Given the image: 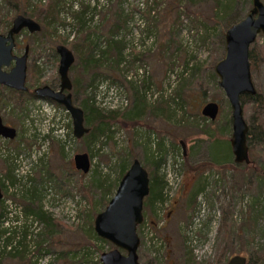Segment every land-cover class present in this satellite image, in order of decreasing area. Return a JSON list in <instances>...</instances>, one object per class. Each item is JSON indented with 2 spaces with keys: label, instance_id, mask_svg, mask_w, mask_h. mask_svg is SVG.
Returning <instances> with one entry per match:
<instances>
[{
  "label": "rangeland",
  "instance_id": "obj_1",
  "mask_svg": "<svg viewBox=\"0 0 264 264\" xmlns=\"http://www.w3.org/2000/svg\"><path fill=\"white\" fill-rule=\"evenodd\" d=\"M122 1L124 12L131 14L125 30L119 32L121 36L127 35L128 47L124 52L128 61L121 64L123 71L128 73L127 78L133 79V84L146 92L150 103L166 98L176 108V101H182L187 112L185 109L182 114L179 110L168 119L147 115L138 123L126 121V125L112 126L111 138L94 144L96 153L90 171L85 173L76 169L73 157L87 151L86 142L74 136L72 117L67 109L46 98H33L28 93L19 94L11 87L0 86V113L8 125L18 130L11 139L0 135V181L8 186L3 194L7 198V210L25 218L23 193L26 187L37 182L45 209L61 223L54 235V248L58 251L72 248L85 240L92 211H102L105 207L106 202L96 187L97 178L113 181L122 155L130 152L139 155L142 163L152 171L153 155H160L159 143H162L169 150L168 157L177 161L170 164H183L182 168L180 164L181 184L180 189L167 195V200L156 209L159 229L151 230L148 225L143 228L141 261L145 264H216L224 254L231 257L241 253L249 257L252 251L261 252L264 248V194H259L253 168L234 160L230 140L232 107L215 73L218 60L226 53L228 26L248 13L252 1L155 0L150 4H155L152 15L158 23L157 28L153 16L147 20L143 15L142 8L147 0ZM92 2L98 6L93 23L102 21L106 16L104 12L111 8L110 11H114L117 6L116 0ZM0 5L5 7L4 11L12 9L13 12L6 3ZM106 21L102 23L103 31L110 25ZM6 30L0 29V32ZM67 31L62 27L58 34ZM30 33L28 30L20 33L16 53L21 54L26 44L31 46L36 40L37 46L30 49L28 58L29 66L37 60L30 86L51 83L59 74V55L55 59L50 47L55 48L62 42L56 35L49 39ZM73 37L64 42L70 48ZM256 39L251 47L259 53V48H264V33ZM186 59L188 65H184ZM257 61L252 68L253 78L264 95V57ZM103 78L96 90L97 102L107 108H130L134 102L130 84L121 76L118 80L109 76ZM182 82L187 88L181 95L176 89ZM59 84L58 76L56 87ZM209 100L218 101L221 107L215 120L202 114V106ZM242 105L255 141L250 149L251 157L260 166L264 162V110L245 94ZM180 152L186 156L184 159L178 154ZM6 160L14 168L13 180L18 179L15 183L6 175ZM169 162L160 170L164 175L170 167ZM46 165L57 179H45L47 174L43 168ZM83 173L85 177H81ZM42 176L44 180H40ZM183 188L185 196L165 221L173 196ZM194 193H197L196 199L191 201ZM147 210L148 217H153L152 210ZM225 213L230 219L228 227L221 221ZM37 226L43 227L42 222L34 221L32 229ZM1 256L0 264H27L18 258ZM50 259L40 255L33 257L35 263L41 264ZM249 264L263 263L252 260Z\"/></svg>",
  "mask_w": 264,
  "mask_h": 264
},
{
  "label": "trees",
  "instance_id": "obj_2",
  "mask_svg": "<svg viewBox=\"0 0 264 264\" xmlns=\"http://www.w3.org/2000/svg\"><path fill=\"white\" fill-rule=\"evenodd\" d=\"M116 1L117 6L114 11H110L112 8L106 12L103 11L106 14L105 18H103L102 21L93 23L98 6L96 2L94 3L92 0H38L37 2H33V0H0V3H6L7 6L13 8V12H11L12 9L4 11L5 7L0 5V21H2L0 29L2 31L6 29L8 30L15 16L18 13H22L26 16H32L41 24L42 28L40 31L31 32L30 34L32 36L36 37L41 34L44 38L51 39L53 35H56L62 43L74 36L71 41V49L75 53L76 60L70 68V78L71 81H73L72 92L74 102L83 108L85 113V124L89 126L88 133L84 134L81 140L86 142V150L92 159L96 153L94 144L101 139H110L112 136L111 132L113 131L112 126L117 125L118 123L120 125H126V121L133 122V124L138 123L147 115H157L163 119H168L174 114L176 115L179 110H181L183 114L186 109V107L185 109L183 108L182 101H176L178 106L173 108L171 106L172 103L169 104V99L166 98L150 103L146 97V92L139 89L137 85H134L133 79L127 78L128 73L123 71L124 67L121 66L122 63L128 61L124 52L128 47L126 42L127 35L121 36L119 32L125 30L131 14L124 12V1ZM154 1L155 0H152V2L147 0L146 6L142 8L143 15L147 20L153 16L152 11L155 9V4L151 6L150 3H153ZM249 1L251 2L252 0ZM104 19L105 21L107 19L108 21L106 22L110 23L106 31H103L101 28ZM153 22H155L157 28L158 23L154 16ZM62 27L68 29L66 34H58V31H60V28ZM36 42L37 41L34 40L30 49L36 48ZM50 49L52 51L51 54L55 59H58L59 54L56 46L55 48L54 46H51ZM250 50V61L252 62L253 68L258 62L257 60H262V57H264V48H259V53H257L252 47ZM138 55L139 53L136 54V57H138ZM36 61L37 60H35L28 68L29 81L32 78L31 73L36 72ZM184 65H188V59L185 60ZM103 69L107 70V72H103ZM58 76L59 74H57L53 79V82H49V84L56 87ZM103 76L106 79L109 76L116 80L121 76V78L125 79L126 82L130 84V89L133 90L134 100L130 108L127 107L124 110L111 107L107 108L97 102L96 90L100 84V80L104 79ZM99 77L102 78L97 81V78ZM183 80V82L186 81V79ZM183 82L180 83L176 89V92L181 95L187 88V86H184ZM38 85H42V83H38ZM0 86L5 87L2 84H0ZM11 89L15 93H22L13 88ZM31 91L30 96L35 98L37 95L33 93V90ZM249 97L255 101L256 105H259L260 110H264V95L259 90L256 95ZM50 101L53 102L52 100ZM183 101H185V98ZM55 103L58 104L57 102ZM58 105L62 106L61 104ZM63 108L65 109V107ZM252 131L253 130L249 131L248 135V139H250V148L255 144V141H253L251 137ZM168 151L162 143H159L158 154L160 155H153L154 159L152 164L154 165V169L149 171V177H151V190L145 198L146 200L143 209L144 222L138 227V233H140L141 237V246L144 239L142 232L143 228L148 225L151 230L157 231L159 229L160 221L155 219L157 213L156 209L160 203L167 200V195L173 194L169 192L170 186L164 175L165 172L162 173L160 171L167 167V163L170 160V163H177V161H172L173 159L171 156L168 157ZM178 154H181L180 156L182 159L186 157L184 153L180 152ZM221 155L223 157H229L225 156L223 152ZM138 156L139 155L137 154L133 155L132 152L129 154H123V158H121L117 164V167H119L118 174L113 181L109 182L104 178H97L99 179V182L96 187H99L97 189L100 190L101 199L106 202L105 206L109 203L110 198L115 193L116 188L122 179L121 177L128 170L134 158ZM6 161V175L8 178L12 179L13 183H15L18 179L16 178L15 181L13 180L15 178V175L13 177L14 168L9 164L8 160ZM253 163H255V166L247 162H245L244 165L253 168V172L257 177L259 194H264V162H262V165L260 166L258 164L259 162L253 160ZM182 165L183 164H181V168ZM144 166H146V164H144ZM192 168L198 169L199 167L192 166ZM43 169L47 174L45 179L51 180L53 178H58V176L50 170L47 165ZM85 175L86 174L83 173L81 177H85ZM40 180H44V177L42 176ZM0 184L2 185L3 193L5 190H8V186H5L2 181H0ZM82 186L84 185L82 184ZM184 192L186 193L183 188L177 196H173L168 207V214L165 216V221L170 219L175 208L180 205L182 196H185L183 195ZM23 194L22 212L24 213L23 216L25 218H21L18 215L14 216L9 210H7V206L5 205L7 198L4 196L2 200L0 213V256L18 258L25 261L27 264H29V262H31V264H41L40 262H34L33 257L36 255L52 259L46 264H102L99 257L100 253L105 251V249L113 248L114 245H112L106 238L98 235L95 231L93 219H95L94 217H96L101 210L96 209L92 211L93 214L88 220L89 226L88 229H86V237L84 241L77 243L72 248L61 249L58 251V249L54 248L56 243L54 235L60 230L59 227L61 223L45 209L42 202L43 194L41 193L39 184L35 182L30 187H26ZM196 194L197 193L191 195L193 197L191 201L196 199ZM148 208L152 210L153 217H148ZM221 219L224 226H230V219L226 218V213ZM34 221L42 222L43 227L37 226L32 229ZM229 258L228 255L224 254V256L218 259V263L216 264H227ZM252 260H255L256 262L262 260V263L264 264V248L261 252L252 251L250 256L247 257V264H249V261L252 262Z\"/></svg>",
  "mask_w": 264,
  "mask_h": 264
},
{
  "label": "water",
  "instance_id": "obj_3",
  "mask_svg": "<svg viewBox=\"0 0 264 264\" xmlns=\"http://www.w3.org/2000/svg\"><path fill=\"white\" fill-rule=\"evenodd\" d=\"M41 28L40 22L32 16L18 13L6 33L0 32V84L18 91L28 89L26 80L29 45H26L24 53L16 54V36L24 29L37 32ZM261 32L264 33V1L252 0L248 13L228 26L225 33L226 53L215 66V73L219 76L218 84L224 89L232 107L231 150L235 162L238 163L252 162L247 139L250 128L244 117L242 96H253L258 92L253 78L250 48ZM56 48L60 59V84L58 87L42 84L35 87L34 94L63 105L71 114L74 136L82 138L88 133L89 126L85 124L83 108L75 103L73 98L70 68L76 60L75 53L65 43L57 44ZM220 108L218 101L209 100L202 106V114L215 120ZM0 135L10 139L17 135V128L6 124L1 113ZM73 158L76 169L85 173L90 171L92 158L87 151L78 152ZM121 178L109 203L94 219L96 233L114 245L113 248L102 251L99 257L102 264H145L138 252L141 246L138 227L144 222L143 209L145 198L151 190V177L147 166H144L139 157H135ZM3 194L0 184V213ZM247 263V256L241 253L232 255L227 260V264Z\"/></svg>",
  "mask_w": 264,
  "mask_h": 264
},
{
  "label": "flooded vegetation",
  "instance_id": "obj_4",
  "mask_svg": "<svg viewBox=\"0 0 264 264\" xmlns=\"http://www.w3.org/2000/svg\"><path fill=\"white\" fill-rule=\"evenodd\" d=\"M251 6H252V4H251ZM24 30H26V29H24ZM24 30H22V31H24ZM7 31V30H6ZM21 31V32H22ZM20 32V33H21ZM2 33H6V32H2ZM20 33H18V35L20 34ZM17 35V36H18ZM16 36V39L18 38ZM17 45H18V39H17ZM17 45H16V47H15V49L17 48ZM26 45H29V55H30V44H26ZM26 45L24 46V52H25V47H26ZM14 49V50H15ZM24 52H22V53H24ZM15 53H16V50H15ZM21 53V54H22ZM17 54V53H16ZM18 55H19V53H18ZM28 58H29V56H28ZM9 68V67H8ZM7 68V69H8ZM28 68H29V61H28ZM27 72H28V69H27ZM28 75H29V72H28ZM28 75H27V80H26V83H27V86H28V89L27 90H20L19 92H22V93H28V94H31V90H33V93H34V89H35V87H37V86H40V85H37V86H34V87H31L30 86V83H29V79H28ZM42 84H49V83H42ZM50 85V84H49ZM52 86V85H51ZM53 87V86H52ZM55 87V86H54ZM14 89V88H13ZM14 90H16V89H14ZM16 91H18V90H16ZM36 97H38V96H36ZM39 98V97H38ZM2 115V114H1ZM3 117V116H2ZM5 121V120H4ZM6 123V122H5ZM7 124V123H6ZM11 126V125H10ZM18 131V130H17ZM250 131V130H249ZM248 135H249V132H248ZM247 139H248V137H247ZM250 139H248V141H249ZM251 148H250V143H249V150H250ZM250 157H251V150H250ZM251 160H252V162L250 163L251 165H253V166H255V163H253V159H252V157H251ZM241 164H244V163H241ZM173 173H175V171H173ZM170 176V171L168 170L167 172H166V174H165V176H166V179H167V181L169 182V186H170V190H169V192L170 193H174V191H176V189H175V187H173V184H172V178H170L169 176ZM180 175V174H179ZM180 184H181V181H180V183H179V186H180ZM180 188V187H179Z\"/></svg>",
  "mask_w": 264,
  "mask_h": 264
},
{
  "label": "built area",
  "instance_id": "obj_5",
  "mask_svg": "<svg viewBox=\"0 0 264 264\" xmlns=\"http://www.w3.org/2000/svg\"><path fill=\"white\" fill-rule=\"evenodd\" d=\"M170 176L172 178V184H173V187H175V189L177 190L180 186H179V183H180V176L181 175H178L176 172L173 173V171H170Z\"/></svg>",
  "mask_w": 264,
  "mask_h": 264
},
{
  "label": "bare ground",
  "instance_id": "obj_6",
  "mask_svg": "<svg viewBox=\"0 0 264 264\" xmlns=\"http://www.w3.org/2000/svg\"><path fill=\"white\" fill-rule=\"evenodd\" d=\"M169 165H170V167H168V169L166 170V172L169 170V171H175V172H177L178 175L181 174V172H180V164L173 165V164H170V162H169Z\"/></svg>",
  "mask_w": 264,
  "mask_h": 264
}]
</instances>
